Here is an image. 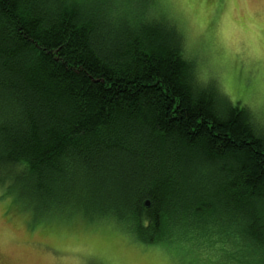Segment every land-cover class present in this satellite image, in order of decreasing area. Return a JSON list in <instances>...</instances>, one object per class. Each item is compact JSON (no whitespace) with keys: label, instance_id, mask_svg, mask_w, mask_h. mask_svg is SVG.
<instances>
[{"label":"trees","instance_id":"obj_1","mask_svg":"<svg viewBox=\"0 0 264 264\" xmlns=\"http://www.w3.org/2000/svg\"><path fill=\"white\" fill-rule=\"evenodd\" d=\"M144 4L0 0V187L33 218L264 264V126Z\"/></svg>","mask_w":264,"mask_h":264},{"label":"rangeland","instance_id":"obj_2","mask_svg":"<svg viewBox=\"0 0 264 264\" xmlns=\"http://www.w3.org/2000/svg\"><path fill=\"white\" fill-rule=\"evenodd\" d=\"M142 1L145 15L177 29L198 80L264 126V0ZM16 199L0 187V264H229L216 248L182 239L146 244L109 219L77 211L33 218Z\"/></svg>","mask_w":264,"mask_h":264},{"label":"water","instance_id":"obj_3","mask_svg":"<svg viewBox=\"0 0 264 264\" xmlns=\"http://www.w3.org/2000/svg\"><path fill=\"white\" fill-rule=\"evenodd\" d=\"M145 205L148 207L149 204L146 202Z\"/></svg>","mask_w":264,"mask_h":264}]
</instances>
